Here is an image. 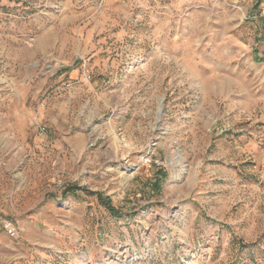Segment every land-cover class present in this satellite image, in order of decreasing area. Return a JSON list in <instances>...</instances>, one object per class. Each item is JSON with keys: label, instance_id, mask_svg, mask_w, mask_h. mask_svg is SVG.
I'll list each match as a JSON object with an SVG mask.
<instances>
[{"label": "rangeland", "instance_id": "rangeland-1", "mask_svg": "<svg viewBox=\"0 0 264 264\" xmlns=\"http://www.w3.org/2000/svg\"><path fill=\"white\" fill-rule=\"evenodd\" d=\"M0 264H264V0H0Z\"/></svg>", "mask_w": 264, "mask_h": 264}, {"label": "trees", "instance_id": "trees-1", "mask_svg": "<svg viewBox=\"0 0 264 264\" xmlns=\"http://www.w3.org/2000/svg\"><path fill=\"white\" fill-rule=\"evenodd\" d=\"M99 198L102 200L103 204L114 214L119 215L121 211H119L116 207L113 206L112 201L109 199H104L103 196L98 193Z\"/></svg>", "mask_w": 264, "mask_h": 264}, {"label": "built area", "instance_id": "built-area-1", "mask_svg": "<svg viewBox=\"0 0 264 264\" xmlns=\"http://www.w3.org/2000/svg\"><path fill=\"white\" fill-rule=\"evenodd\" d=\"M9 232L12 233L13 235L15 234V230L13 227H11V224H9L8 226Z\"/></svg>", "mask_w": 264, "mask_h": 264}]
</instances>
